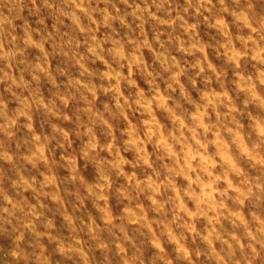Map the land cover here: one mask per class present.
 I'll use <instances>...</instances> for the list:
<instances>
[{
    "label": "clouds",
    "instance_id": "clouds-1",
    "mask_svg": "<svg viewBox=\"0 0 264 264\" xmlns=\"http://www.w3.org/2000/svg\"><path fill=\"white\" fill-rule=\"evenodd\" d=\"M0 264H264V0H0Z\"/></svg>",
    "mask_w": 264,
    "mask_h": 264
}]
</instances>
